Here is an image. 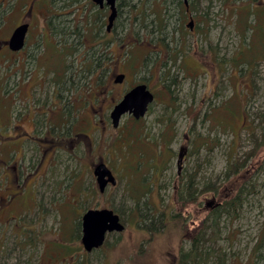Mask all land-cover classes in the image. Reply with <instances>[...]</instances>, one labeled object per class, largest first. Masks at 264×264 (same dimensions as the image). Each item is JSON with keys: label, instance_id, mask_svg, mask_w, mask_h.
<instances>
[{"label": "rangeland", "instance_id": "obj_1", "mask_svg": "<svg viewBox=\"0 0 264 264\" xmlns=\"http://www.w3.org/2000/svg\"><path fill=\"white\" fill-rule=\"evenodd\" d=\"M29 1L0 0V264H176L195 235L190 264H264V0H116L110 32L108 8L50 0L6 55ZM138 83L155 100L114 128ZM99 161L116 178L103 192ZM91 208L124 230L86 252Z\"/></svg>", "mask_w": 264, "mask_h": 264}, {"label": "water", "instance_id": "obj_2", "mask_svg": "<svg viewBox=\"0 0 264 264\" xmlns=\"http://www.w3.org/2000/svg\"><path fill=\"white\" fill-rule=\"evenodd\" d=\"M93 3L102 7L105 3L110 10L107 17V30L113 25L117 17L116 0H91ZM187 6V0H183ZM193 21L190 20L188 28L192 29ZM28 29V24L24 23L16 27L8 41L9 48L12 51H19L24 47L25 36ZM125 75L119 74L115 78L116 83H122ZM154 97L145 83L137 84L129 89L123 97L115 104L110 112L112 126L117 127L120 118L124 114L132 115L135 120H138L146 115L149 106L153 102ZM96 183L100 192H103L108 185H116V178L110 169L100 161L93 169ZM81 244L86 252L100 247L106 238L107 234L113 232H121L124 230V224L117 213L108 208H93L86 210L81 217Z\"/></svg>", "mask_w": 264, "mask_h": 264}, {"label": "flooded vegetation", "instance_id": "obj_3", "mask_svg": "<svg viewBox=\"0 0 264 264\" xmlns=\"http://www.w3.org/2000/svg\"><path fill=\"white\" fill-rule=\"evenodd\" d=\"M49 1L50 0H47L46 2H39V0H30L29 1V3H28V8H26V10H25V4H23V5H21V8L19 9V11H20V13H21V19H20V21H19V23H18V25H16L14 28H12V30L10 31V33L8 34V36H6L5 38H4V40H3V45H4V48H5V51L3 52L4 54H6V55H16L17 53H21V52H23V51H26V48L28 47V33H29V31H30V28L32 27V20H34L35 19V15L33 14V10L35 9V8H38L40 5H41V7L43 8V12H44V14H45V16L47 17L48 15L46 14V9H47V7H48V3H49ZM26 3V2H25ZM95 4V3H94ZM27 5V4H26ZM96 5V4H95ZM98 6V5H97ZM104 7H106V8H108V10H109V7L105 4V3H103V5H102V7H99L98 6V8L99 9H103ZM109 13H110V10H109ZM109 15V14H108ZM108 17V16H107ZM24 23H27L28 24V29H27V32H26V36H25V42H24V47L21 49V50H19V51H12L10 48H9V44H8V41H9V39H10V36H11V34H12V32H13V30L16 28V27H18L19 25H21V24H24ZM114 23V22H113ZM107 25V24H106ZM112 27H113V25H112ZM112 27L110 28V30H107V28H106V31L107 32H110L111 30H112ZM105 42L104 41H101V43L100 44H104ZM103 46H105L106 47V44L105 45H103ZM24 53V52H23ZM0 55H3V54H0ZM125 75V74H124ZM124 81V80H123ZM138 84H141V83H138ZM137 85V84H136ZM135 86V85H134ZM133 86V87H134ZM132 88V87H131ZM149 88V87H148ZM150 90V89H149ZM152 94H153V97H154V100H155V94L152 92ZM153 100V101H154ZM143 118V117H142ZM142 118H140V119H138V121L139 120H141ZM186 156L183 154V152H181V153H179V155H178V160H177V168H178V174L180 173V167H181V163L184 161V158H185ZM161 160H165V159H159L158 161L160 162ZM100 162V161H99ZM156 164V166L158 167V168H160V170H161V167H162V165L160 164V163H155ZM91 209H93V208H91ZM167 216H168V214L167 213H164L163 214V216H162V219H164V220H166L167 219ZM161 219V220H162ZM191 240H192V238L190 239V244H191ZM182 253V252H181ZM181 256V255H180ZM180 263V257H178V261L176 262V264H179Z\"/></svg>", "mask_w": 264, "mask_h": 264}, {"label": "trees", "instance_id": "obj_4", "mask_svg": "<svg viewBox=\"0 0 264 264\" xmlns=\"http://www.w3.org/2000/svg\"><path fill=\"white\" fill-rule=\"evenodd\" d=\"M187 179H186V183L184 184L186 190L181 192V199H182L181 201H183V202H188V201L192 200L191 197L193 195V193L190 191V189L192 187H190L189 179H191V177H188ZM195 186L197 187V184ZM196 187H194V191L197 190ZM237 204H238V196H236L235 199H231L230 201H225L219 210L217 209L216 211H214L212 213V216H213L212 225L217 224L218 218L221 214H228L229 215L234 210V208L237 207ZM114 212L116 213L115 210H114ZM195 236L196 237L192 238V240H191V248H190L189 252H187V253H181L182 251L180 252L181 256H180V263L179 264H190L191 262H194V260L196 259L197 256L200 255L198 252V243H197L199 237H197L198 235H195ZM204 254H206V253H204Z\"/></svg>", "mask_w": 264, "mask_h": 264}]
</instances>
